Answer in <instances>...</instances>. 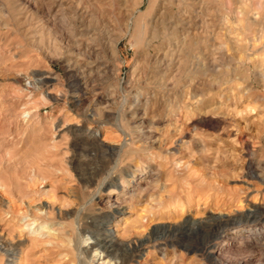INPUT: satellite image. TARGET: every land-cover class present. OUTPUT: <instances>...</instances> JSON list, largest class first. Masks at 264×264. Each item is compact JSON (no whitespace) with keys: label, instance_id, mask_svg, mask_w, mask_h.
Masks as SVG:
<instances>
[{"label":"rangeland","instance_id":"obj_1","mask_svg":"<svg viewBox=\"0 0 264 264\" xmlns=\"http://www.w3.org/2000/svg\"><path fill=\"white\" fill-rule=\"evenodd\" d=\"M75 1L53 0L48 8L39 0H0V234L5 241L24 242L22 264H135L138 259L139 264H264V246L251 249L244 242L249 227L235 234L229 226L233 218L256 206L260 211L254 228L264 227V81L249 74L251 90L240 95L230 88L237 78L229 68L196 73L199 67L190 66L198 62L193 57L206 47L214 50L212 41H205L184 54L179 104L156 101L146 114L142 100L135 110L139 89L145 96L160 98L163 93L150 76L158 67L155 48L165 43V37L150 45V76L142 69L137 82L132 81V71L147 59L143 48L133 46L134 21L128 23V33L121 31L122 19L109 21L107 26L119 37L117 52L107 45L106 34L86 29L82 19L72 22L77 37L65 33L59 55L37 50L32 44L37 27L52 28L64 10L78 7ZM98 1L108 6L109 0ZM219 1L223 36L218 44L226 43L224 35L233 29L249 26L260 1L264 23V0ZM116 4L107 8L109 14L119 12ZM85 7L77 9L82 12ZM242 8L249 10V17L240 14ZM173 10L179 12L180 5ZM31 15L32 26L27 21ZM65 67L74 70L80 84L68 80ZM160 69L164 72L166 66ZM217 76L222 82L213 83ZM40 77L48 82L36 87ZM166 82L169 88L175 86L171 78ZM79 85L88 98L80 105ZM198 87L203 92L197 93ZM191 95L196 98L190 100ZM125 96L130 106L123 112ZM100 109L110 118L90 119L89 114ZM205 117L218 118L221 128L207 131L198 124ZM77 126L85 134L98 132V137L90 141L80 137L71 131ZM184 136L187 146L180 144ZM244 140L250 143L251 157L246 156ZM120 147V153H112V148ZM249 158L263 179L251 180L255 185L251 189L244 184ZM109 182L121 183L126 190L110 197ZM108 229L115 231L117 244L105 255L94 242ZM222 229L229 245L216 240L215 257L204 255ZM135 242H144V248H136ZM2 258L0 264H7Z\"/></svg>","mask_w":264,"mask_h":264},{"label":"bare ground","instance_id":"obj_2","mask_svg":"<svg viewBox=\"0 0 264 264\" xmlns=\"http://www.w3.org/2000/svg\"><path fill=\"white\" fill-rule=\"evenodd\" d=\"M52 1L51 0H39L40 4H42L48 8H50V6H52ZM71 2H72V0H71ZM63 3H61L60 7H62L64 5ZM76 3L78 4V7L71 5V6H69V11H65L62 7V9L65 12L63 11V13L61 14L62 16L59 15L60 16V18H58L59 22L54 24V26L52 28H45L44 26H41L42 25L41 24V25H39V27H37L36 30L34 29L35 30L34 36L36 37V39L33 40L32 44H33V46H35L37 48V50L38 49L40 51L47 50L52 55H59L60 50L62 49V45L64 43V40H66V37L64 36L65 33H69L70 35H68V36H71V38L77 37L76 35H77L78 31L75 30L76 29L75 26H74L75 29L73 26H71L72 22H75L77 19H82V21L87 24L86 29H87V27H88V29L94 28L96 31L100 30V34H106L107 45H109V47L114 52H117V45L119 42V37L116 36L115 34H113L112 30H110V27H109L110 25L107 26L109 24V21L110 22L113 21L112 23H114V22H117L118 20L122 19L121 24H120L122 27L121 31L125 32V33L129 32L128 23L130 21H134L133 22V30L131 33V39L133 41V46L138 48V49L143 48V55L147 59L143 63V65L140 66L139 65L141 63L140 62L137 65H135L134 69L132 68L133 69L132 74H131L132 75V81L137 82V76H138V74H140V71L142 69H143V74L144 73L147 74V71H150V73H151V70H148V69H150L149 63H148V57L150 58L152 56L149 52L150 45L153 43V41L155 39L159 38L160 36L165 37V40H164L165 43L161 44L159 47L157 46V48H155L156 59H155L154 64L158 66L157 70L154 71L153 73H151V74H153L152 76L147 74L148 76L151 77V79H153V83H159L161 85V87L163 89V93H162L160 98H158V95L157 96H154V95L153 96H145L144 92L141 89H139V91L136 92L137 96L134 100L135 103H134L133 107L135 110L137 109V107L139 106V103L142 100H145L146 114H149L150 105L154 104L156 101L157 102L160 101L161 102L160 104L163 103L164 106L169 105V104L170 105L179 104V102H181V100H183V92H184V91L182 92L181 88L178 87L182 81L180 71L182 70V67L185 63L184 61H186V59L184 58V54H190V51L192 50L193 46H198L199 44H201L202 42H205V41H212L211 47L214 48V50H213L214 52L213 51L211 52L210 50L206 49L207 48L206 47L205 49H202V53L200 54V56H194L193 57L194 59H197L198 62L196 64L191 62L190 66L193 67V66L197 65L199 67V69H198V71H196V73L207 75L211 71H217V70H222L223 68H229L230 71H233V73H234L233 75H235V78H237L234 81L235 83H234L233 87H230V88L232 89V91H236L240 95L241 94L242 95H248L250 90H251L250 85L248 84V82H246L247 81L246 79L249 78V74H253L255 77H257L256 79H258V81L259 80L264 81V23H261V9L263 8L261 6V1L258 4L257 12L254 13L255 17L249 18V20H250L249 26L247 28H243V29L240 27L233 29L230 34L224 35L226 38V43H220V44L217 43V40L220 39V37L223 36V34L221 33V30L219 31V29H220L219 25H220V22L222 19V17L219 16V6H220L219 0H134V1L133 0H109L108 6L104 5L102 1H98V0H77ZM116 3L119 5V12L116 15L109 14L107 8L108 7L109 8L115 7ZM145 3H146V9H142V7ZM83 4L86 5L85 10H83L82 12L78 11L77 8H79V6L83 5ZM174 5H180L179 12H175L176 10L175 11L173 10ZM45 7H44V10L46 9ZM48 11L50 12L49 9H48ZM29 12H30V10H29ZM240 12H241L240 14L249 17L250 12L248 9L242 8L240 10ZM13 16H14V14H13ZM36 16H37V14H36ZM33 17L34 16L31 15V16H29V18L27 20V21H29L30 26H32V22L34 20ZM54 19H53V22L55 21ZM85 23H83V24H85ZM245 24H247V23L245 22ZM178 25H183L186 28L184 30H181L178 27ZM28 26H29V24H28ZM112 27H113V25H112ZM38 28H40V29H38ZM119 30H120V28H119ZM231 34H234V36L232 37ZM125 35H127V34H125ZM26 37H27V35H26ZM150 62H152V61H150ZM163 66H166V70L164 72L161 71V69H160V67H163ZM64 70L66 72L65 74L68 76V80L71 83H77V84L81 83V80L75 74L74 70H72L69 67H65ZM173 70H174V72H173ZM186 72H188V71H186ZM238 74H239V77H237ZM142 77H144V76H142ZM170 78L174 81V84H175V86H173L172 88H169L168 85H164V83L166 81H168ZM220 81L222 82L221 76H217L216 78L213 79V83L214 82L220 83ZM47 82H48V79L46 77H40L39 79L36 80V87L43 86ZM146 88H148V87H146ZM79 89L81 90V95H79L76 98V103L78 105L88 101L87 95L80 85H79ZM200 92H203L202 88H199V90H197V93H200ZM112 95H115V93H112ZM194 98H196V97L195 96L193 97L192 95L189 97L190 100L194 99ZM111 100H112V98H111ZM193 101H195V100H193ZM198 101H199V99H198ZM121 102H122L123 112L127 111L128 106H130V105H128V104H130L129 98L127 96H125ZM163 112L162 113L158 112L159 116H161L162 118L164 116ZM137 113L138 112L135 111V115H137ZM165 113H168V112H165ZM89 117H90V119H93V120L99 119L101 117H105V118L109 119L110 114L107 111L100 109L98 111L93 110L89 114ZM124 117H125V115H124ZM165 119H166V117H165ZM198 124L201 125L202 127H204L207 131H212V132L218 131L222 126V122L218 118H215V117L202 118ZM71 131L72 132L74 131L75 133H79L81 135L80 137H82L86 140H89V141L92 139L96 140V138L98 137V134H97L98 132L97 133H90L89 132V133L85 134V130H83L82 128H79L78 126L75 129H72ZM138 131L139 130H137V132ZM144 131H145V129H144ZM139 134H140V132H139ZM144 137H145V135H144ZM243 142H244V146L246 149V156H250L252 154L251 147L249 145L250 143L248 144V142L247 141L245 142V140ZM180 144H182V145L187 144L186 136L182 137V139L180 140ZM187 145H185V146H187ZM201 147H203V146H201ZM117 149L112 148L111 149L112 153L117 152V151L119 152L121 149L123 150V148H121V147L119 150H117ZM115 154L117 155V153H115ZM248 160L249 161H248V165H247V169H246V175H245L247 178V181H244V184L247 185V189H251L253 186H255V185H253L251 180L253 181L254 179H259V180L263 181V179H261V177L258 173L259 172V166L257 167L255 162L251 158H249ZM112 174L113 173H111V175ZM131 176H132L131 178L133 179V182H135L136 176H134V175H131ZM125 177H127V176H125ZM104 183H102V184L104 185ZM107 185H108V187H112L110 189V194H109L110 197L113 194L117 193V190L121 191V192L126 190L125 186L121 183H118V182H116V183L109 182V183H107ZM246 185H245V187H246ZM223 188H224V186L221 187L222 190H223ZM237 191L238 190H230V192L232 194L237 193ZM239 191H240V189H239ZM8 202H10V201H8ZM11 203H12V201H11ZM12 208H13V206H12ZM259 211L260 210L258 208H256V206L251 207L244 214H242L240 217L233 218L231 220V223L229 224V226L231 225L230 230L234 231L235 234L242 233L246 228L249 227L248 229L250 231V235L247 236V237H249V239L248 240L245 239L246 241H244V242L251 249H253L257 246H260V247L264 246V227H262L261 230L259 228L258 229L254 228V225L257 226V223H258L257 221L259 220V215H258ZM262 213H264V209L261 208V214ZM11 214H13V213L11 212ZM221 215H222V213H221ZM221 215H220V217H224ZM176 224H178V223H176ZM262 225L264 226V219H261V226ZM116 226H119L118 223L116 224ZM0 227H1V225H0ZM86 231H87V229H86ZM106 232L107 233L104 236L96 237V241L94 242V244H95L94 246L98 247L99 249H102V252H104V253L112 251V249H114V246L117 244V238L114 235L115 231H113V229H108ZM217 234H218V232H217ZM226 236L227 235H226L224 229H222L219 232V236L217 238H215V240L212 241V243L210 245H208V247L203 251L204 252L203 254L210 256V257H215V254H216L215 252L219 246V244L216 243V240L220 239L222 241L221 245L226 246L228 244V241L226 240ZM12 238H13V236H12ZM15 239H17V238H15ZM23 244H24V242L22 240H19V239H18V241L17 240L15 241L14 239L5 241L4 235L0 234V257H3L2 259H5L7 264H22V260L24 257V256H22V249H23L22 245ZM135 246H136V248L142 250L145 246V243L144 242H140L139 244L136 243ZM23 255H24V252H23ZM78 255H80V254H78ZM105 255H106V253H105ZM143 257H144L143 255L140 256V258H143ZM139 262H140V259H138V261L134 262V263L139 264ZM225 262H226V260H225ZM229 263L227 262L226 264H229Z\"/></svg>","mask_w":264,"mask_h":264}]
</instances>
